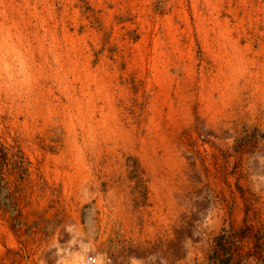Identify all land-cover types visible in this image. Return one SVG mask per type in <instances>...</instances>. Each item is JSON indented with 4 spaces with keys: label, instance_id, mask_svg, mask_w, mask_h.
I'll list each match as a JSON object with an SVG mask.
<instances>
[{
    "label": "rangeland",
    "instance_id": "obj_1",
    "mask_svg": "<svg viewBox=\"0 0 264 264\" xmlns=\"http://www.w3.org/2000/svg\"><path fill=\"white\" fill-rule=\"evenodd\" d=\"M250 225L264 264V0H0V264H213Z\"/></svg>",
    "mask_w": 264,
    "mask_h": 264
},
{
    "label": "trees",
    "instance_id": "obj_2",
    "mask_svg": "<svg viewBox=\"0 0 264 264\" xmlns=\"http://www.w3.org/2000/svg\"><path fill=\"white\" fill-rule=\"evenodd\" d=\"M252 229V226L245 227L239 231L223 228L214 238V246L212 247L209 260L213 264H241L247 260L249 252L243 253V245L240 241ZM255 240L254 246L258 254L264 251V230L258 229L253 233ZM262 255H264L262 253ZM261 255V256H262Z\"/></svg>",
    "mask_w": 264,
    "mask_h": 264
},
{
    "label": "bare ground",
    "instance_id": "obj_3",
    "mask_svg": "<svg viewBox=\"0 0 264 264\" xmlns=\"http://www.w3.org/2000/svg\"><path fill=\"white\" fill-rule=\"evenodd\" d=\"M79 262L81 263L82 262V259H80Z\"/></svg>",
    "mask_w": 264,
    "mask_h": 264
}]
</instances>
